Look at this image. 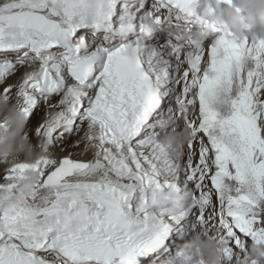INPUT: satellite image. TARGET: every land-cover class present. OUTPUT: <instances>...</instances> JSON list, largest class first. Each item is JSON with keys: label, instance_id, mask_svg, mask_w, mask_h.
<instances>
[{"label": "snow or ice", "instance_id": "snow-or-ice-1", "mask_svg": "<svg viewBox=\"0 0 264 264\" xmlns=\"http://www.w3.org/2000/svg\"><path fill=\"white\" fill-rule=\"evenodd\" d=\"M205 6L0 0V92L27 119L47 106L33 133L46 154L3 162L0 264H199L172 243L197 230L220 264H258L264 39L235 36ZM177 123L190 131L183 154L162 142ZM72 137L90 159L52 152ZM31 171L42 179L26 196Z\"/></svg>", "mask_w": 264, "mask_h": 264}, {"label": "clouds", "instance_id": "clouds-1", "mask_svg": "<svg viewBox=\"0 0 264 264\" xmlns=\"http://www.w3.org/2000/svg\"><path fill=\"white\" fill-rule=\"evenodd\" d=\"M235 4L244 13L243 18L236 7L232 5L221 7L218 0H206L202 15H209L208 5H211L216 10V15L212 18L230 28L235 36L264 39V0H235ZM200 36V31H197L193 33L191 39L196 41ZM10 99V96L0 95V125L6 126H0V163L5 159L11 161L19 158L33 161L46 153L39 143L33 144L29 138L26 131L28 119L20 110V102L16 100L15 103H11ZM179 119L180 117H177L178 121ZM189 137V129L177 123L176 128L164 136L162 142L183 154ZM41 179L39 173L28 172L26 178L21 181V193L31 196L41 184ZM230 187V184L226 185V188ZM40 195L42 198H51V193L48 191L41 192ZM183 251L193 255L199 264H220L217 241L208 238L206 233L199 230L195 231L192 238L183 245ZM250 255L258 261V264H264V248L251 245ZM241 264L245 262L242 260Z\"/></svg>", "mask_w": 264, "mask_h": 264}, {"label": "bare ground", "instance_id": "bare-ground-1", "mask_svg": "<svg viewBox=\"0 0 264 264\" xmlns=\"http://www.w3.org/2000/svg\"><path fill=\"white\" fill-rule=\"evenodd\" d=\"M25 70L26 69H24V68H20L15 74L9 76L6 79V84H8V85L15 84L18 81L20 75ZM3 87H4V84H0V88H3ZM0 95H3V93L0 92ZM10 98H11L10 102L11 103H15L16 97L14 96V94L10 95ZM52 102L54 103L55 100H53ZM46 111H47V106L45 105V103L43 101H40L38 103V106H37V111L31 116L30 120L27 122L26 131H27L28 136L31 139L33 144H37L38 143L37 138L33 134L34 133V128L37 126V124L39 122H41L45 118ZM75 139H76V137H72L68 141H65L63 144L57 143V145L52 148V152L57 154V155H60V156L67 155L69 152H71V153H73V155H72L73 159H90L91 158V153H88V155H81L80 154V149L70 148L69 147V145ZM60 149H63V151H61ZM3 168H4L3 163H0V173H2ZM192 235H193V233L189 232L184 237H177L175 240H173L172 243H173V245L183 247V245L187 241H189L191 239L190 236H192Z\"/></svg>", "mask_w": 264, "mask_h": 264}, {"label": "rangeland", "instance_id": "rangeland-1", "mask_svg": "<svg viewBox=\"0 0 264 264\" xmlns=\"http://www.w3.org/2000/svg\"><path fill=\"white\" fill-rule=\"evenodd\" d=\"M37 111V108L34 110V113ZM30 119L27 120V122L29 121Z\"/></svg>", "mask_w": 264, "mask_h": 264}]
</instances>
